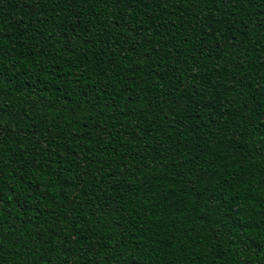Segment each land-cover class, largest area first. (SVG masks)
<instances>
[{
  "label": "trees",
  "instance_id": "16d2710c",
  "mask_svg": "<svg viewBox=\"0 0 264 264\" xmlns=\"http://www.w3.org/2000/svg\"><path fill=\"white\" fill-rule=\"evenodd\" d=\"M0 264H264V0H0Z\"/></svg>",
  "mask_w": 264,
  "mask_h": 264
}]
</instances>
